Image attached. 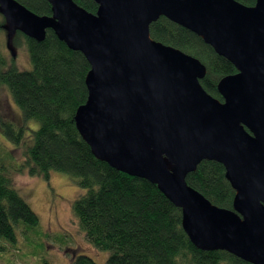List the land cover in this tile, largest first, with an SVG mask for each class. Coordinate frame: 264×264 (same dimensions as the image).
<instances>
[{
	"label": "water",
	"instance_id": "1",
	"mask_svg": "<svg viewBox=\"0 0 264 264\" xmlns=\"http://www.w3.org/2000/svg\"><path fill=\"white\" fill-rule=\"evenodd\" d=\"M38 16L0 0L7 30L38 43L50 30L90 66L87 99L75 126L92 155L146 180L181 210L182 229L200 251H224L264 264V0H93L95 14L72 0H46ZM160 17L188 30L236 74L200 85L197 59L154 42ZM5 28V27H4ZM203 161L219 163L234 191L232 209L213 206L186 185Z\"/></svg>",
	"mask_w": 264,
	"mask_h": 264
},
{
	"label": "trees",
	"instance_id": "2",
	"mask_svg": "<svg viewBox=\"0 0 264 264\" xmlns=\"http://www.w3.org/2000/svg\"><path fill=\"white\" fill-rule=\"evenodd\" d=\"M15 1L35 15L51 16L46 0ZM72 1L87 13L97 11L93 0ZM234 1L253 7L256 0ZM4 25L0 15V34ZM149 36L204 65L206 74L200 85L221 101L216 84L236 74L228 61L199 37L163 17L149 26ZM12 40L14 47L22 40L31 68L20 71L15 57L8 60L0 44V85L10 93L23 120L38 124L33 144L17 169L46 181L51 171L59 172L75 182L83 193L73 201L71 212L85 240L94 249L107 253L105 264H248L224 251L196 249L182 229L181 210L157 186L116 171L92 155L74 121L77 109L87 99L85 79L90 71L80 52L69 49L50 30L40 43L20 32H15ZM0 128L17 145L25 132L22 127L13 130L1 119ZM4 172L0 170V239L14 243L18 228L23 229L21 233L34 232L39 219L12 189ZM185 182L213 206L232 209L234 191L221 164L203 161ZM70 264L95 263L79 255Z\"/></svg>",
	"mask_w": 264,
	"mask_h": 264
},
{
	"label": "rangeland",
	"instance_id": "3",
	"mask_svg": "<svg viewBox=\"0 0 264 264\" xmlns=\"http://www.w3.org/2000/svg\"><path fill=\"white\" fill-rule=\"evenodd\" d=\"M0 34V44L8 60L15 57V65L20 71L30 70V64L22 40L11 45L13 34L7 30ZM0 119L13 130L24 129L20 143L14 144L0 128V170L11 181V187L30 207L39 219V227L34 232L17 229L14 243L0 239V264H70L75 256H87L95 264H105L107 253L94 249L84 238L71 212V205L83 191L65 174L51 171L46 181L30 177L26 170L17 168L24 162L27 149L33 144V133L38 129L36 122L23 120L14 105L10 93L0 85Z\"/></svg>",
	"mask_w": 264,
	"mask_h": 264
}]
</instances>
